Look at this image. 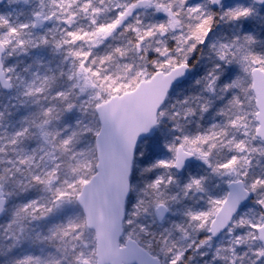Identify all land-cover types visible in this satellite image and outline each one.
<instances>
[{
    "label": "snow or ice",
    "instance_id": "obj_1",
    "mask_svg": "<svg viewBox=\"0 0 264 264\" xmlns=\"http://www.w3.org/2000/svg\"><path fill=\"white\" fill-rule=\"evenodd\" d=\"M0 4V264H264V0Z\"/></svg>",
    "mask_w": 264,
    "mask_h": 264
},
{
    "label": "rangeland",
    "instance_id": "obj_2",
    "mask_svg": "<svg viewBox=\"0 0 264 264\" xmlns=\"http://www.w3.org/2000/svg\"><path fill=\"white\" fill-rule=\"evenodd\" d=\"M4 10V7L3 8H0V11H3Z\"/></svg>",
    "mask_w": 264,
    "mask_h": 264
},
{
    "label": "water",
    "instance_id": "obj_3",
    "mask_svg": "<svg viewBox=\"0 0 264 264\" xmlns=\"http://www.w3.org/2000/svg\"><path fill=\"white\" fill-rule=\"evenodd\" d=\"M4 6L3 4H0V7Z\"/></svg>",
    "mask_w": 264,
    "mask_h": 264
}]
</instances>
